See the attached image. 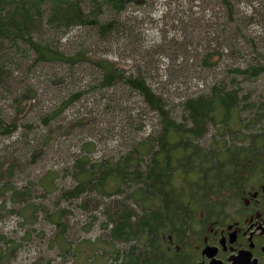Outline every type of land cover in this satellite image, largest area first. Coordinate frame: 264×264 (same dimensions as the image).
Wrapping results in <instances>:
<instances>
[{
	"label": "rangeland",
	"instance_id": "1",
	"mask_svg": "<svg viewBox=\"0 0 264 264\" xmlns=\"http://www.w3.org/2000/svg\"><path fill=\"white\" fill-rule=\"evenodd\" d=\"M21 1L33 2L30 11L41 12L38 22L31 23L33 38L58 46L66 55L79 54L81 61L75 66L40 62L28 42L1 41L6 86L0 85V111L18 129L0 134V264H117L132 239H143L142 232L128 240L113 236L120 208L132 209L133 225L160 209L158 198L135 201V187L124 185L123 194L108 196L99 181L92 191L91 183L83 184L86 175H78L84 168L93 170L96 180L95 171L125 157L145 171L160 134V116L139 96L121 86L98 91L99 59L127 71L159 65L149 83L168 99L172 118L187 127V97L207 95L210 85L235 79L238 116H230L228 126L210 121L198 140L199 159H192L195 167L206 161L215 167L218 161L223 164L218 163L212 177L209 170L200 186L193 184V173L186 174V158L180 160L182 173L172 185L181 199L173 206H188V199L204 191L211 195L212 182L235 172L243 161L264 162V74L249 79L231 71L260 56L251 51L252 43L264 55V0H230V7L222 0H144L120 14L104 0L98 5L94 0H62L89 17L84 18L89 25L69 28L47 24L53 0H4L0 10H13ZM95 22L111 28L100 36ZM79 90L82 96L60 110ZM58 110L55 118L48 117ZM143 142L148 144L141 146ZM234 150L240 151L238 163L230 166L223 160L235 155ZM107 183V188L114 184ZM82 184L83 190L76 192ZM209 200L200 198L199 204Z\"/></svg>",
	"mask_w": 264,
	"mask_h": 264
},
{
	"label": "trees",
	"instance_id": "2",
	"mask_svg": "<svg viewBox=\"0 0 264 264\" xmlns=\"http://www.w3.org/2000/svg\"><path fill=\"white\" fill-rule=\"evenodd\" d=\"M2 1L4 0H0V8L4 6V2ZM104 1L112 5L115 14L122 13L126 5L125 3H122L123 1L128 2V0ZM222 2L228 7L231 6L230 0H222ZM53 3L54 5L49 10L48 14V25L51 26L55 23L57 26L64 25L65 28L76 26L77 24L89 25L88 20H84V18L87 17L88 19L89 17L87 15L83 16V14H81L76 7H73V5L66 7L63 5L62 0H53ZM61 4L63 7H61ZM94 4L98 5V0H94ZM32 6L33 2L28 3L21 1L20 7L15 8L14 6L13 10L6 11L5 13H2L4 10H0V44L1 41L5 42V40H8L11 45H15L20 41H26L28 42L30 49L35 51L34 54L40 62L47 60L49 62L61 63L63 65L70 64L71 66H75L79 63L81 61L79 54L72 56L66 55L61 52L58 46L54 47L52 44L47 43L41 45L33 38L31 23L34 21L38 22L37 19L41 18V12L40 10L31 12L30 8H32ZM79 16L81 17L80 19H78ZM92 26L96 29L98 27L99 31L97 34L100 36L105 35V33L111 28L110 25L105 27L99 22L93 23ZM3 46L4 45L1 44L0 49ZM250 48L251 51L256 52L252 53L259 54L260 56H254L249 62H243L246 63L244 68L239 66L233 68L231 71L238 75H245L249 79H256L261 76V74H264V55L260 54L262 50L259 51L254 43L250 45ZM156 54L161 55L162 53L156 52ZM207 58L208 57H206V59ZM96 64L98 68L102 70L99 77L96 79L98 91L104 93L111 89V87L121 86L131 95L139 96L145 105L160 116V134L156 138V147L150 152L151 163L147 166L145 171L141 170V166L138 163L134 164L131 158L125 157L118 161H114L111 165L104 166V168L95 171L97 174L96 180L91 178L93 170H87L84 168L78 173V175H86L87 179L83 184L91 183V186L88 188L92 191L94 190L92 188L96 186V182L99 181L101 188H103V191L108 196L123 194L125 192L123 189L124 185L131 186L132 188L135 187L131 191L132 198H134L135 201H137V199L139 200L141 197V202H144L148 198H158L160 202L159 207L163 208L166 213L170 206H173L175 202L180 201L181 199L177 190L172 185L173 178L179 177L182 173L178 163L180 160L186 158L187 163H189L190 171L186 174L193 173L195 179L193 181L194 185L199 184L201 186L202 184V186H204L202 181L210 177L208 171L212 170V177L215 175L214 171L219 168V164H221L219 161V164L217 163L218 167H215L209 165V161H206L207 163L200 161V163L196 159L195 161L200 163V165L199 167H195L192 159L194 157L198 158L197 155L201 151L198 150V140L207 132L206 128L210 121H221L226 123L225 126H228L231 119L230 116H238L240 101L237 98L239 91L235 90V79L229 83L218 82L210 85V90L207 95H199L196 98L187 97L183 103V108L187 111L186 114L189 121V126L187 127L181 122H178V120L172 118L173 116L168 110V99L164 97L163 93L159 92L158 87L153 88L149 83L151 72L154 69L158 70V68H160L159 65L153 68V70L145 65L144 68H136L135 71H127L118 67L113 62H107L102 59H99ZM204 65H208L207 61ZM5 66L6 65L0 66V85H2V87L6 86L5 80L2 81L3 74L1 70ZM82 94L83 92L80 90L72 93L67 100H64L61 103L59 109L62 110L69 102L79 99ZM58 113L59 110L48 113L47 115L53 119ZM217 116L219 117V120ZM17 129L16 124L11 122L8 123L3 119L2 111H0V134L8 135L15 132ZM146 144L148 143L143 142L141 143V146H145ZM27 145H30V143H27ZM135 150H137L136 147ZM234 151L235 155L225 157L226 159L223 160L224 163L230 161V166L237 165L240 151ZM233 158V164H231ZM205 166H207V168H205ZM50 174L46 176L50 177ZM217 176L219 177L220 175L217 174ZM221 179V177L217 178L212 184L215 182L217 183ZM109 180H113L114 184H109L108 189L106 184H108L107 182ZM83 184L76 188V192L83 190ZM215 185L216 184H213L211 186ZM204 192L199 195L195 194V197L188 199L187 203H199L200 198L202 199L206 196ZM131 211L132 209L128 207L120 208L119 221L114 225L113 230V236L116 239L128 240V238H131L132 234H138L143 231L142 224L145 222H138L133 225V212ZM154 214H156V212H154ZM150 217L157 220L154 218L155 216Z\"/></svg>",
	"mask_w": 264,
	"mask_h": 264
},
{
	"label": "flooded vegetation",
	"instance_id": "3",
	"mask_svg": "<svg viewBox=\"0 0 264 264\" xmlns=\"http://www.w3.org/2000/svg\"><path fill=\"white\" fill-rule=\"evenodd\" d=\"M143 2L123 1V10ZM249 160L216 183L209 201L160 207L157 220L146 214L143 239H132L117 264H264V162Z\"/></svg>",
	"mask_w": 264,
	"mask_h": 264
}]
</instances>
